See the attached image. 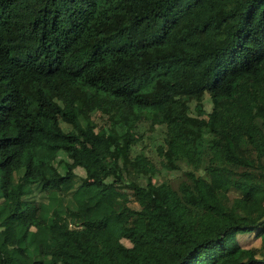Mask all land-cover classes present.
<instances>
[{
	"label": "trees",
	"instance_id": "trees-1",
	"mask_svg": "<svg viewBox=\"0 0 264 264\" xmlns=\"http://www.w3.org/2000/svg\"><path fill=\"white\" fill-rule=\"evenodd\" d=\"M245 120L264 0H0V264H264Z\"/></svg>",
	"mask_w": 264,
	"mask_h": 264
},
{
	"label": "rangeland",
	"instance_id": "rangeland-1",
	"mask_svg": "<svg viewBox=\"0 0 264 264\" xmlns=\"http://www.w3.org/2000/svg\"><path fill=\"white\" fill-rule=\"evenodd\" d=\"M204 103V107L205 109H209V103L207 101V99H205ZM251 105V104H250ZM251 110H254V106L251 105L250 107ZM96 115L98 116L99 113H96ZM244 126L249 128L252 132V136L254 138V140L258 143V145L260 146L261 149L264 148V136L262 135V133L260 132V130L255 127L254 125H251L247 120L244 121ZM153 133L152 132L150 134V136H152L151 138H142L138 144V146L134 147L133 149V153L137 152V151H144L145 155L148 156V158H150L152 161V163H154L155 167L158 168V173H156L153 176V180L154 181H162V179H172L173 176H175V172H171V171H166L162 168H160L159 164L156 161L155 158V153H154V148L151 146V144H149V142H147L148 140L151 141L152 143L154 142L153 139ZM130 205L132 207L135 206V203H130ZM237 243L243 247V248H259L261 242H260V238L256 235V230H253L251 232L245 233V234H239L236 237Z\"/></svg>",
	"mask_w": 264,
	"mask_h": 264
}]
</instances>
